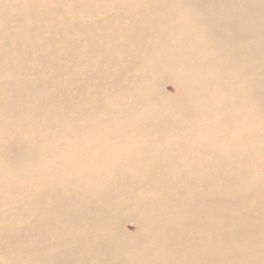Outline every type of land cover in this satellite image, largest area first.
Instances as JSON below:
<instances>
[{
    "label": "bare ground",
    "instance_id": "bare-ground-1",
    "mask_svg": "<svg viewBox=\"0 0 264 264\" xmlns=\"http://www.w3.org/2000/svg\"><path fill=\"white\" fill-rule=\"evenodd\" d=\"M0 264H264V0H0Z\"/></svg>",
    "mask_w": 264,
    "mask_h": 264
},
{
    "label": "rangeland",
    "instance_id": "rangeland-1",
    "mask_svg": "<svg viewBox=\"0 0 264 264\" xmlns=\"http://www.w3.org/2000/svg\"><path fill=\"white\" fill-rule=\"evenodd\" d=\"M165 91L169 94H171V98H173L174 96L176 97V93H175V88L173 87V85H165ZM119 228H120V236H122V239H127V238H131L133 237L137 231H138V223H136V221L134 220H128V219H124L121 220L119 222ZM144 249V245H141ZM142 251V249H140Z\"/></svg>",
    "mask_w": 264,
    "mask_h": 264
}]
</instances>
